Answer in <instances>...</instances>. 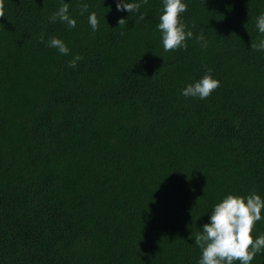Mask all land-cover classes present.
<instances>
[{
  "label": "trees",
  "instance_id": "16d2710c",
  "mask_svg": "<svg viewBox=\"0 0 264 264\" xmlns=\"http://www.w3.org/2000/svg\"><path fill=\"white\" fill-rule=\"evenodd\" d=\"M128 2L139 12L116 0H4L0 264H198L195 236L216 204L264 200V50L251 49L264 40V0H182L193 37L168 52L163 0ZM62 3L75 28L50 21ZM209 70L220 86L208 98L182 95ZM250 264H264V250Z\"/></svg>",
  "mask_w": 264,
  "mask_h": 264
},
{
  "label": "clouds",
  "instance_id": "9594fccd",
  "mask_svg": "<svg viewBox=\"0 0 264 264\" xmlns=\"http://www.w3.org/2000/svg\"><path fill=\"white\" fill-rule=\"evenodd\" d=\"M147 3L148 0H143V4ZM163 4V14L160 16L158 29L162 34L164 51L186 49V40L193 37L192 31H186L187 26L180 19L181 14L187 10V5L182 3V0H163ZM69 7L68 3H62L59 10L50 17V21L55 23L58 19L69 29L75 28L76 20L69 15ZM140 7V3L116 0L117 11L134 14L139 12ZM4 8V0H0V18L5 15ZM86 11H88V5L84 4L81 6L80 15ZM140 19L143 20L144 16L141 15ZM88 21L93 31L98 30L99 21L95 12L89 15ZM126 24L125 19L118 20L119 27ZM256 27L260 33L264 34V14L257 17ZM39 39L41 43L45 42L43 33ZM196 39L197 42L202 43V47H207V41L202 33ZM47 46L58 49L63 55H68L70 52L65 43L56 37H52ZM251 49L264 50V40H261L259 44L252 43ZM81 59L79 55L75 56L68 62V66L75 68L77 61ZM210 71L198 82L189 84L182 91V95L198 97L201 100L208 98L220 86V82L212 78ZM262 208H264V200L255 192L247 197L229 194L222 202L216 204L210 214L209 222L204 224L202 231L195 236L194 243L202 252L198 264H233L234 261L250 264L254 257L264 250V234L255 240L252 236L255 224L262 218Z\"/></svg>",
  "mask_w": 264,
  "mask_h": 264
}]
</instances>
